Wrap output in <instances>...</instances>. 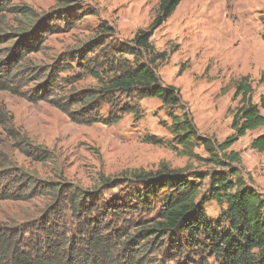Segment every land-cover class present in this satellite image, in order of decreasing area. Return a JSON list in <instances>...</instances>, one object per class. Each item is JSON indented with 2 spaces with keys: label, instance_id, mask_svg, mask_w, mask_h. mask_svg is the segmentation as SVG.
<instances>
[{
  "label": "trees",
  "instance_id": "trees-1",
  "mask_svg": "<svg viewBox=\"0 0 264 264\" xmlns=\"http://www.w3.org/2000/svg\"><path fill=\"white\" fill-rule=\"evenodd\" d=\"M182 1L162 0L151 25L138 30L130 41L116 38L114 29L100 25V35L73 53L83 74L96 82L94 87L58 97L54 71L30 98L48 99L73 122L85 125L112 124L125 115L138 120L146 99H159L172 112L186 107L179 88L165 85L159 74L172 53L158 50L152 40ZM8 4L0 0V12ZM9 11L27 20L35 17L27 7ZM81 12L74 9L70 16ZM47 21L26 26L14 37L0 21V45L13 40L8 60H0V91L20 94L14 88L20 78L39 80L31 79L37 69L23 66L21 60L40 46L35 37L51 31ZM7 63L12 65L8 71ZM253 94L249 76L236 82L234 101L239 100V105L229 109L233 133L222 142L200 135L188 108L181 116H169L173 149L202 161L209 171L164 166L155 173L140 170L123 178L102 176L104 189H121L122 195L110 200L67 183H43L36 173L25 174L14 159L3 161L0 178L11 176L14 187L6 183L0 199L24 201L37 194L47 203L34 220L0 223V264H211V259L219 264H264V199L252 176L245 173L240 153L232 150L249 132H259L250 146L264 153V95L254 103ZM103 104L109 106L105 113ZM0 126L12 151L36 162L52 160L47 148L15 125L5 107L0 109ZM195 146H201L206 157L195 153ZM158 199L160 209L153 216ZM213 202L222 208L216 220L206 213Z\"/></svg>",
  "mask_w": 264,
  "mask_h": 264
},
{
  "label": "rangeland",
  "instance_id": "rangeland-1",
  "mask_svg": "<svg viewBox=\"0 0 264 264\" xmlns=\"http://www.w3.org/2000/svg\"><path fill=\"white\" fill-rule=\"evenodd\" d=\"M8 1L7 9L0 12V21H5L2 28L8 35L14 37L26 26H38L47 20L45 24L51 31L35 37L40 46L21 60L23 66L37 69L31 79L38 77L39 80L28 82L30 77L20 78L14 86L20 94L0 91V109L5 107L19 129L47 148L52 160L36 162L19 151H12L10 140L0 126V172H3V161L14 159L25 174L36 173L43 183H67L97 192L98 199L108 200L121 196L122 192L121 189H104L100 183L102 176L123 178L140 170L155 173L164 166L207 172L210 167L205 163L173 149L169 116H181L188 108L200 135L222 142L233 133L229 109L239 105V100L234 101L236 82L245 76L251 78L254 103L264 95V0H183L156 30L152 40L158 50L172 53L159 74L165 85L179 88L186 107L172 112L161 100L146 99L141 102L143 116L138 120L133 115H125L112 124L75 123L48 99H31L36 95L37 85L56 71L58 97L94 87L96 82L83 74L73 53L100 35V25L114 29L116 38L125 42L132 40L138 30L151 25L162 0ZM13 7H27L35 17L24 19L9 11ZM78 8L82 9L81 14L70 16ZM12 43L13 40L6 39L0 45V60H8V47ZM77 56L80 59L79 54ZM4 68L8 71L12 65L7 63ZM39 72L43 74L40 76ZM108 109L106 104L101 106L103 113ZM257 134L259 132H249L232 150L240 153L245 173L252 176L264 199V153L250 146ZM152 140L160 143L153 144ZM195 153L206 157L201 146H195ZM12 182L11 176L0 178V189L6 183L14 187ZM206 183L207 180L205 187ZM36 195L24 201L0 199V223H23L38 218L47 199ZM154 208L153 216L160 209L159 199ZM221 211L215 202L206 208L207 216L213 220ZM210 261L219 264L214 259Z\"/></svg>",
  "mask_w": 264,
  "mask_h": 264
}]
</instances>
